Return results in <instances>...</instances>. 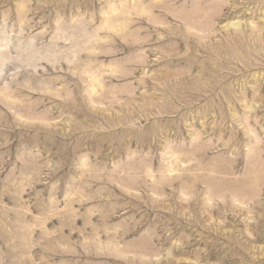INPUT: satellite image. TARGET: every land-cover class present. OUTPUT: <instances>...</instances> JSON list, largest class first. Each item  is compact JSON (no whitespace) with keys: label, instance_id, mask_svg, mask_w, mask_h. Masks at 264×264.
Masks as SVG:
<instances>
[{"label":"rangeland","instance_id":"1","mask_svg":"<svg viewBox=\"0 0 264 264\" xmlns=\"http://www.w3.org/2000/svg\"><path fill=\"white\" fill-rule=\"evenodd\" d=\"M0 264H264V0H0Z\"/></svg>","mask_w":264,"mask_h":264}]
</instances>
